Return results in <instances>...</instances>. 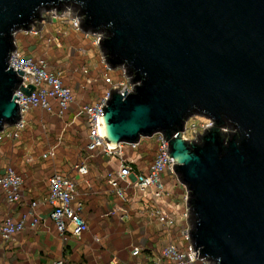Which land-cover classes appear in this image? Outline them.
Returning a JSON list of instances; mask_svg holds the SVG:
<instances>
[{"label": "water", "instance_id": "1", "mask_svg": "<svg viewBox=\"0 0 264 264\" xmlns=\"http://www.w3.org/2000/svg\"><path fill=\"white\" fill-rule=\"evenodd\" d=\"M73 8L113 87L100 115L112 146L161 133L187 189L190 237L211 264H264V0H0V132L22 117L24 71L10 64L19 31ZM212 122L194 138L186 122Z\"/></svg>", "mask_w": 264, "mask_h": 264}, {"label": "crops", "instance_id": "2", "mask_svg": "<svg viewBox=\"0 0 264 264\" xmlns=\"http://www.w3.org/2000/svg\"><path fill=\"white\" fill-rule=\"evenodd\" d=\"M16 44L26 55L46 56L53 68L62 71L75 101L62 115L56 107H30L25 113L27 127L19 137L0 141V173L12 166L24 179L23 199L18 203H9L0 189V222L5 216L18 219L33 200L41 201L38 212L42 217L36 230L26 229L13 240L0 236V264H54L61 257L67 259L65 264H142L153 261L170 242L184 248L182 230L189 224L184 216L186 187L173 174H165L171 201L166 210L176 218V224L168 227L154 216L156 206L141 199L134 188L128 190L125 200L112 192L107 172L119 169L117 154L87 147V119L76 113L111 88L103 76L105 63L94 35L74 29L65 14L43 22L36 34L19 32ZM85 67L95 77L93 83L86 82ZM156 145L153 137H142L135 146L119 145L123 157L133 160V179L139 169L149 167ZM82 164L88 165L89 173L79 171ZM55 172L76 182L77 200L88 223L81 239L70 231L61 234L51 217L52 206L46 199L49 177ZM136 246L141 247L138 255L132 253Z\"/></svg>", "mask_w": 264, "mask_h": 264}, {"label": "built area", "instance_id": "3", "mask_svg": "<svg viewBox=\"0 0 264 264\" xmlns=\"http://www.w3.org/2000/svg\"><path fill=\"white\" fill-rule=\"evenodd\" d=\"M71 21L74 29L81 31L80 16L73 8H68L65 13ZM26 33H38L33 29L25 31ZM18 33V32H17ZM89 35V33H86ZM95 43L98 44L99 37L94 35ZM104 79L110 85V89L98 101L81 106L76 113L77 116H84L87 119L89 127V140L87 147L90 150L102 149L104 153L113 155L117 154L120 157L119 169L110 170L107 172L109 184L113 193L125 200L127 192L132 187L141 193V199L153 203L156 208L153 211L154 216L159 222L172 227L176 224V218L172 213L166 210L167 204L171 203L168 199L170 191L167 187L165 174H173L176 178L174 170V159L169 155V144L161 133L154 134L153 137L157 143L154 151V157L146 169H139L133 174L131 164L132 159L124 158L122 150L118 147L110 145L102 132L100 115H103V106L109 97V92L113 87L131 90L130 78L127 77L124 68H119L118 77L112 74L113 69L105 62ZM10 64L24 71L23 86L27 87L29 83L36 86L31 95H27L21 90L17 91V102L19 103L22 117L14 125H5L0 132V141L5 137L18 138L21 131L27 127V119L25 113L30 107H40L44 110H52L57 108L58 113L62 115L66 109L75 101V94L72 87L65 83L62 71L53 68L46 56H29L22 50L17 49L12 53ZM84 74L88 75L87 83H93L96 79L90 76L88 68H83ZM210 119L201 122L198 126L195 122H186L184 135L191 139L195 137V130L203 132L205 128L211 125ZM193 130V131H192ZM193 132V135H188V132ZM136 144H133L135 146ZM81 173H89L87 164L78 165ZM178 179V178H177ZM24 179L12 166H7L3 173H0V189L3 191L9 203H18L23 199L22 185ZM49 193L46 202L52 206L51 217L55 221L57 228L61 234L70 231L71 234L81 239L84 232L88 229V223L82 215V203L77 200L76 182L60 173L55 172L49 177L48 181ZM187 202V195L185 197ZM41 201H31L29 210L23 213L18 219L11 216H5L0 222V236L5 240H13L16 235L26 229L36 230L41 222V215L38 212V206ZM188 209L184 216L188 219ZM182 234L186 241V246L180 248L175 243H168L160 249L159 254L153 261L142 264H211L206 260H202L196 255L190 237V224L183 230ZM141 247L133 248L132 253L138 255ZM67 259L61 257L54 261V264H65Z\"/></svg>", "mask_w": 264, "mask_h": 264}, {"label": "rangeland", "instance_id": "4", "mask_svg": "<svg viewBox=\"0 0 264 264\" xmlns=\"http://www.w3.org/2000/svg\"><path fill=\"white\" fill-rule=\"evenodd\" d=\"M19 32H21V31H19ZM19 32H18V33H19ZM18 33H16L15 38H17ZM118 71H120L119 68L116 69V70H113V71H112V74H113L115 77H118V75H119V72H118ZM207 119H208V118H206V117H204V116L195 115V116L190 117V119H189L188 121H189V123L195 122L198 126H200L201 122H205ZM192 131H193V130H192ZM188 135L192 136V135H193V132L189 131V132H188Z\"/></svg>", "mask_w": 264, "mask_h": 264}]
</instances>
